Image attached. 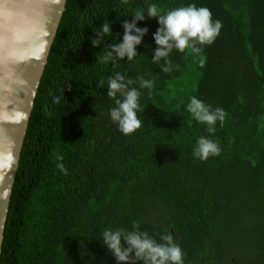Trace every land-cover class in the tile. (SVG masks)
Returning <instances> with one entry per match:
<instances>
[{
    "label": "trees",
    "instance_id": "16d2710c",
    "mask_svg": "<svg viewBox=\"0 0 264 264\" xmlns=\"http://www.w3.org/2000/svg\"><path fill=\"white\" fill-rule=\"evenodd\" d=\"M151 4L160 14L206 7L220 34L199 54L173 49L165 73L152 62ZM141 9L138 54L104 63ZM104 22L113 34L93 47ZM117 73L141 93L142 127L130 135L110 116L107 81ZM139 78L154 82L151 95ZM193 96L224 110L214 133L187 111ZM202 136L218 156L194 158ZM117 229L157 242L171 234L183 264H264V0H65L18 153L0 264H117L102 235Z\"/></svg>",
    "mask_w": 264,
    "mask_h": 264
},
{
    "label": "clouds",
    "instance_id": "9594fccd",
    "mask_svg": "<svg viewBox=\"0 0 264 264\" xmlns=\"http://www.w3.org/2000/svg\"><path fill=\"white\" fill-rule=\"evenodd\" d=\"M128 0H123L127 4ZM148 18H156L159 27L153 34V39L157 47L154 49L152 57L153 63L163 61L160 68L163 72L172 71V63L169 59L173 49L183 53L186 49L192 53L199 54L203 45H211L219 36L222 28V22L213 21L212 12L206 7H196L189 4L185 7H179L168 11L166 14H160L156 4L149 5L146 13ZM146 19L144 11L137 10L132 19L125 20L122 23L124 29L122 42L108 44V51L102 57L104 63L115 62L127 58L132 60L137 53V46L142 43L143 37L147 34V27H137V22ZM113 34L111 22H104L99 31H95L90 38L93 47H99L105 40V37ZM23 78V77H21ZM134 82L126 79L124 75L117 73L114 77H109L107 84V95L115 100V107L110 110L111 120L116 123L119 130L124 135H130L142 127V121L138 118L137 112L140 108V91L135 87H130ZM153 81L139 78L140 88L151 89ZM104 81H100L103 85ZM71 89V86L61 89ZM119 94L123 99L117 98ZM54 103L60 102L59 96L53 97ZM187 111L198 122L207 125L209 133L215 132V125L219 121L223 126L225 112L222 108H215L206 105L195 96L190 98L187 105ZM27 123V122H26ZM219 145L207 138L200 137L197 140L193 156L201 161H206L210 156L220 154ZM63 160V157H58ZM65 174L67 170L63 164L57 165ZM138 229V225H134ZM103 244L114 256L117 264H134V261H143V264H183V253L180 246L174 242L171 234L162 235L161 241L157 242L151 238L147 232L139 230L127 232L123 229L116 231L105 230L103 232Z\"/></svg>",
    "mask_w": 264,
    "mask_h": 264
},
{
    "label": "water",
    "instance_id": "95a60500",
    "mask_svg": "<svg viewBox=\"0 0 264 264\" xmlns=\"http://www.w3.org/2000/svg\"><path fill=\"white\" fill-rule=\"evenodd\" d=\"M31 2L35 4L36 1L33 0ZM39 3L43 4L44 8L42 9L46 8V3ZM64 3L65 0H49L46 11L47 16L41 18L42 12L38 13L35 10L36 21L34 23L27 21L25 19L26 15H21L19 18L11 17L10 19H4L7 24L6 32L10 34V44L6 47V50H2L0 55L3 58L7 54H20L17 59L15 58L14 68H22L23 72L20 75L18 71L13 72L12 69L6 70L3 67H1L2 70L0 69V88L4 90V93L0 95L7 96L8 90L15 88L20 91L19 96L22 101L20 107H18L10 103L8 99L6 101L0 100V123L3 122L1 119L7 116L8 111L12 113V117L10 115L9 118L11 117L10 120L13 123L11 126L6 127L3 123V126L0 127V181H2V186L0 187V244L12 180L28 114ZM37 27L44 28L45 33L40 34V28L38 32ZM31 32L33 35L30 37ZM36 43L40 45L39 51H34ZM3 74L8 75L7 77L9 78L1 80V75ZM13 128V132H10Z\"/></svg>",
    "mask_w": 264,
    "mask_h": 264
},
{
    "label": "bare ground",
    "instance_id": "6f19581e",
    "mask_svg": "<svg viewBox=\"0 0 264 264\" xmlns=\"http://www.w3.org/2000/svg\"><path fill=\"white\" fill-rule=\"evenodd\" d=\"M31 1L33 0H0V53H2V50H6V47L9 46L10 44V34L6 32L7 29V24L4 21V19L7 18H19L21 15H26L27 17L25 19H27V21H29L30 23H34L35 20V10H37V12L39 13L40 11L42 12V17L47 16V8H48V1L49 0H35V4H33ZM39 2H44L46 3V8H44L42 3ZM35 5V6H33ZM23 7V8H22ZM42 9V10H41ZM34 11V12H33ZM39 26V25H38ZM39 28L37 27V30L39 32ZM32 29H34V27H32ZM36 30V31H37ZM37 33V32H36ZM45 33V29L44 28H40V34ZM33 35V33H30V37ZM40 45H38V43L35 44V48L34 51H39ZM5 55V57L2 58V56L0 55V69L1 67L5 68L6 70H10L12 69L13 72L18 71L20 73V75L23 72L22 68H14L15 65V60L20 56V54H14V55ZM16 58V59H15ZM2 70V69H1ZM9 74V73H8ZM4 75V74H3ZM1 75V80H7L9 77H7L6 75ZM17 80V79H16ZM8 90V95H0V100H4L6 101L7 99L9 100L10 103H13L14 105L20 107L21 104V97L19 96L20 91L13 88ZM4 90L0 88V94H3ZM24 99V98H23ZM24 101V100H23ZM12 109V108H11ZM11 115L12 117V113L10 111L7 112V116L5 118H2L1 120L3 122H1L0 127L3 126H11L12 120L11 117L9 118V116ZM14 128L10 131L13 132ZM1 134V132H0ZM2 181H0V187L2 186Z\"/></svg>",
    "mask_w": 264,
    "mask_h": 264
}]
</instances>
